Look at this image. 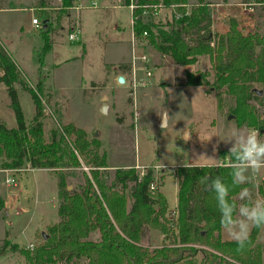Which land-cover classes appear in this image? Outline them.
I'll return each mask as SVG.
<instances>
[{
	"label": "rangeland",
	"instance_id": "374dc122",
	"mask_svg": "<svg viewBox=\"0 0 264 264\" xmlns=\"http://www.w3.org/2000/svg\"><path fill=\"white\" fill-rule=\"evenodd\" d=\"M198 1L187 0L188 10ZM201 2L209 8V29L214 37L225 33L232 20L243 33L264 31V3ZM116 5V0H71V9L65 10L63 0H0V49L15 63L27 84L32 86L39 79L44 93H48L47 100L45 96L43 99L41 118L45 139L55 125V107L61 123L70 122L83 129L88 138L99 140L109 164H128L140 175L149 167L154 188H159L166 200L165 233L145 228L141 243L146 247L168 245L175 237L171 223L176 216L175 210L172 211L177 190L174 168L185 164L227 163L229 156L224 152L229 150L227 142L232 134L257 127L239 126L228 114L231 101L224 99L218 103L211 86L179 84L184 81L185 72L206 71L211 81L212 62L206 55L198 57L192 65L178 66L143 39L138 41L136 52L149 58L152 76L148 84L133 91L128 74L124 83L119 84L114 79L117 74L114 66L129 61L130 44L128 10ZM74 6L80 7L74 9ZM170 11H160L154 24L167 21ZM32 17L38 20V29L31 25ZM44 21L52 27V47L46 53L41 52ZM72 28H78L79 33L77 40L69 41L67 35ZM254 86L262 89L258 83ZM15 88L24 122L28 124L33 114L32 102L25 91ZM102 102L107 105L106 114L98 111ZM8 103L0 83V122L14 127ZM251 104L264 118V98H254ZM163 116L165 124L159 127ZM260 133V139L264 140V132ZM4 170L8 169H0V199L5 201L0 209V241L9 240L20 248L34 242L35 245L29 244L34 248L40 244L41 234L45 235V229L41 231L43 224L58 219L55 178L49 171L27 166ZM246 175L252 198H264V193L259 191L264 168ZM5 177L11 178L15 186L4 185ZM242 196L243 192L236 196L237 208L246 202ZM222 233L223 240L234 241L223 228ZM258 243L264 245V228ZM17 254V262L11 263L6 253L0 251V264H20L18 260L22 257ZM262 261L264 264V256Z\"/></svg>",
	"mask_w": 264,
	"mask_h": 264
},
{
	"label": "trees",
	"instance_id": "16d2710c",
	"mask_svg": "<svg viewBox=\"0 0 264 264\" xmlns=\"http://www.w3.org/2000/svg\"><path fill=\"white\" fill-rule=\"evenodd\" d=\"M157 1L135 0L137 4ZM160 1L166 6L187 4V0ZM255 2L263 4L264 0ZM63 6L65 10L71 9V0H63ZM174 10L163 24H154L156 17L142 16L136 10L134 30H145L147 42L175 65H192L206 55L212 62L211 81L206 71L185 72V79L179 84L211 86L218 103L224 99L231 101L228 114L239 126L257 127L264 132V118L251 104L254 98H264V31L243 33L232 20L225 33L214 37L209 29L207 4L199 0L190 8L189 15H183L181 6ZM51 29L46 23L42 30V53L51 50ZM117 69L128 73L129 63H120ZM0 83L15 121L14 127L0 122V169L27 166L52 171L58 218L46 226L45 239L32 250L3 240L0 251L18 253L26 264H263L264 245L258 243L262 228L251 229L242 250L235 241H223L216 194L210 183L208 189L200 183L204 176H219L229 187V200L238 207L236 196L249 184H233L228 151L224 152L229 156L227 163L174 168V241L146 247L141 243L145 228L164 234L167 210L157 187L149 190L153 181L149 167L141 175L133 166L109 168L99 140L88 138L83 129L70 122L61 123L55 107V125L45 139L41 118L43 99L45 96L47 100L48 93H44L39 79L32 86L27 84L1 49ZM255 83L262 89H256ZM15 86L25 91L32 102L33 114L28 124L24 122ZM259 191L264 193V180Z\"/></svg>",
	"mask_w": 264,
	"mask_h": 264
},
{
	"label": "clouds",
	"instance_id": "9594fccd",
	"mask_svg": "<svg viewBox=\"0 0 264 264\" xmlns=\"http://www.w3.org/2000/svg\"><path fill=\"white\" fill-rule=\"evenodd\" d=\"M261 133L257 129L235 131L231 139L228 153L232 158L231 176L234 185L245 184L249 181V171L256 173L264 168V140L260 139ZM200 183H210L211 191L215 192L218 209L221 215V226L236 242L238 249H243L249 240L253 227L264 228V198L253 199L247 188L243 189L241 197L246 202L237 208L229 200V187L219 177L204 176Z\"/></svg>",
	"mask_w": 264,
	"mask_h": 264
},
{
	"label": "built area",
	"instance_id": "2783aa9c",
	"mask_svg": "<svg viewBox=\"0 0 264 264\" xmlns=\"http://www.w3.org/2000/svg\"><path fill=\"white\" fill-rule=\"evenodd\" d=\"M117 5L120 7H125L128 10V29H129V44H130V59L128 61L129 63V83L132 90H136L138 88L145 87L148 84L149 79L152 76V69L150 67L149 58L145 53H138L136 52V49L138 48V41L146 39V31L143 30L141 33H137L134 30L135 25V18L137 16L136 10H139L140 15L142 16H154L162 11V10H171L175 11L174 8L176 6H181L183 9V15H189V10L187 5H176V4H170L166 6L163 4L160 0L157 2H147L142 4H137L135 0H127V3L124 2V0H116ZM95 3L92 2L91 6H94ZM80 6H74V9L79 8ZM179 14H176L175 16H178ZM30 23L33 26V28L38 29L40 27V24L38 23V20L36 18H31ZM79 33L78 28H72L70 33H68L67 38L69 41L77 40V35ZM5 172L12 171V169L4 170ZM4 185L8 186H15V182L9 178L5 177ZM155 188L153 184L151 183L149 185V190L153 191ZM33 246L28 245L24 249L26 250H32Z\"/></svg>",
	"mask_w": 264,
	"mask_h": 264
},
{
	"label": "crops",
	"instance_id": "0c3cea01",
	"mask_svg": "<svg viewBox=\"0 0 264 264\" xmlns=\"http://www.w3.org/2000/svg\"><path fill=\"white\" fill-rule=\"evenodd\" d=\"M128 36H129V33H128ZM129 38V37H128ZM126 63H128V61L126 62ZM120 64V63H119ZM118 65V64H117ZM117 65L116 66H114L115 67V70L117 71V74L114 76V79L117 81V77L118 76H121L122 78H123V82L122 83H119V84H123L124 83V79H125V75H127L128 73L127 72H120V71H118V69H117ZM118 82V81H117ZM133 164L134 165H139L138 163H135V162H133ZM107 165H108V167L109 168H113V167H116V166H118V165H116V164H109L108 162H107ZM128 164H125L124 166H127ZM200 165V164H199ZM37 170H41V171H44V172H51V175L54 177V174L52 173V171H50V170H46V169H37ZM158 190H159V188H158ZM2 200V199H1ZM166 201V200H165ZM3 203L5 202L4 200L2 201ZM5 205V204H4ZM167 206V205H166ZM175 206H176V202H175ZM175 206H174V208L172 209V211H174L175 210ZM56 207V206H55ZM4 216L5 217H7L8 216V212H5L4 213ZM14 216H16V213L14 212ZM55 222V221H54ZM53 222H45L44 224H43V226H42V229H41V231H43L45 228H46V226H48V225H50V224H52ZM223 230H224V228H223ZM7 231V230H6ZM222 229H221V239H222ZM163 235V234H162ZM42 239V238H41ZM223 240V239H222ZM9 243H10V241L9 240H7ZM223 241H229V240H223ZM11 244V243H10ZM29 244H32V245H35V243L33 242H28L27 243V245H29ZM26 245V246H27ZM37 245V244H36ZM26 246H24V247H21V248H25ZM18 248H20V247H18ZM6 253V258L7 257H9V259L11 260V263H12V261H15V262H17V259H16V253H13V252H9V251H7V250H5L4 251V254ZM15 255V256H14ZM18 255V254H17ZM20 257H22V256H20ZM14 259V260H13ZM19 262H20V264H26L25 263V261H24V259H23V257L21 258V260L19 259L18 260Z\"/></svg>",
	"mask_w": 264,
	"mask_h": 264
},
{
	"label": "water",
	"instance_id": "95a60500",
	"mask_svg": "<svg viewBox=\"0 0 264 264\" xmlns=\"http://www.w3.org/2000/svg\"><path fill=\"white\" fill-rule=\"evenodd\" d=\"M44 24H45V21H44ZM45 26V25H44ZM43 26V27H44ZM117 81H118V83H122L123 82V78L121 77V76H118L117 77ZM259 94H261V91H259L258 92ZM106 110H107V105H106V103H104V102H102L100 105H99V107H98V111L100 112V113H102V114H106ZM230 118V117H229ZM165 124V119H164V116L162 117V121H161V123H159L158 124V126L159 127H162L163 125ZM185 133V132H184ZM183 133V137H185L184 134ZM70 188V186H68L67 187V189H69ZM42 235V239L44 240L45 239V235L42 233L41 234Z\"/></svg>",
	"mask_w": 264,
	"mask_h": 264
}]
</instances>
